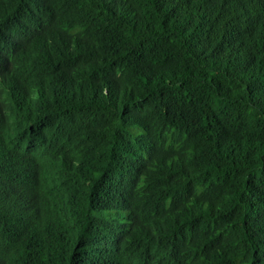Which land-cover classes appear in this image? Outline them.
<instances>
[{
  "label": "trees",
  "instance_id": "1",
  "mask_svg": "<svg viewBox=\"0 0 264 264\" xmlns=\"http://www.w3.org/2000/svg\"><path fill=\"white\" fill-rule=\"evenodd\" d=\"M0 264H264V0H0Z\"/></svg>",
  "mask_w": 264,
  "mask_h": 264
}]
</instances>
